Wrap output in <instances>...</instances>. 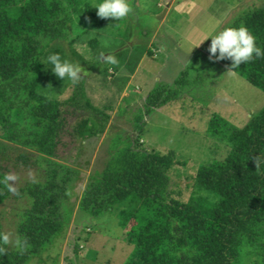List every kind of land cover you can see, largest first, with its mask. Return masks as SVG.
I'll use <instances>...</instances> for the list:
<instances>
[{
	"label": "trees",
	"instance_id": "1",
	"mask_svg": "<svg viewBox=\"0 0 264 264\" xmlns=\"http://www.w3.org/2000/svg\"><path fill=\"white\" fill-rule=\"evenodd\" d=\"M91 1L0 0V161L44 172L41 180L15 193L0 184V203L12 197L28 200L17 222L24 249L0 245V264H31L65 233L74 211L65 197L81 178L71 158L88 137L104 133L112 117L108 105L98 106L88 96L84 78L67 97L42 92L53 74L45 58L65 55L62 48H52L54 43L68 42L84 59L75 44L86 30L117 23L112 18L89 22ZM241 25L264 50V6L242 8L222 28ZM89 44L96 46L97 39ZM209 44L199 51L202 55L209 57ZM211 61L264 91V56L238 68L229 59ZM189 77L187 67L174 82L158 83L145 99V114L177 100ZM207 132L230 151L224 159L199 165L186 201L170 190L171 170L182 162L180 156L175 150H146L140 136L118 146L103 171L90 177L79 207L96 217L117 209L134 245L123 264H264V106L243 126L213 113ZM6 168L0 164V179Z\"/></svg>",
	"mask_w": 264,
	"mask_h": 264
},
{
	"label": "rangeland",
	"instance_id": "2",
	"mask_svg": "<svg viewBox=\"0 0 264 264\" xmlns=\"http://www.w3.org/2000/svg\"><path fill=\"white\" fill-rule=\"evenodd\" d=\"M170 1L128 0L133 8L129 17L115 25L89 28L78 39L75 47L84 59L74 55L66 41L52 45L53 49L64 50V59L81 64L87 72L83 78L88 96L98 106L108 105L112 115L106 133L88 137L71 158L81 170L75 189L65 197V205L74 209L73 214L80 208V196L92 174L102 172L112 152L135 132H140L146 150L177 152L182 162L171 170L170 190L174 197L188 200L195 189L194 175L199 165L224 159L230 151L225 141L207 132L213 113L243 126L264 106L263 90L199 52L211 40L207 38L210 30H220L242 8L264 6V0H176L163 19ZM93 2L87 11L89 22L99 18L97 9L91 7ZM153 36L157 39L150 46ZM93 38L97 44L91 47ZM150 48H155L158 57ZM102 52L113 54L117 63H105L100 59ZM168 55H172L171 61ZM187 67L190 80L181 87L179 98L145 114L149 92L160 82H174ZM73 87L53 73L44 80L42 92L64 98ZM0 164L7 167V174L17 176L16 188L44 177L37 167H18L4 159ZM27 204V198L13 197L0 203L3 231L10 241L19 237V213ZM76 215L50 250L31 264H123L131 257L134 245L126 238L117 209L97 217L79 209ZM8 247L16 248L11 243Z\"/></svg>",
	"mask_w": 264,
	"mask_h": 264
},
{
	"label": "clouds",
	"instance_id": "3",
	"mask_svg": "<svg viewBox=\"0 0 264 264\" xmlns=\"http://www.w3.org/2000/svg\"><path fill=\"white\" fill-rule=\"evenodd\" d=\"M91 7L97 9L96 15L99 18H112L114 21H122L133 12V8L128 0H94ZM209 37L211 38L207 48L209 59H229L232 62V68H238L242 63L245 64L254 57L259 58L264 56V50L256 44L253 34L243 25L239 27H224L220 30H210L207 34V38ZM100 59L108 64L117 63L116 58L111 53L105 54L102 52ZM45 63L51 65L50 70L57 78L71 84H77L87 73L80 63L62 59L58 53L47 55ZM16 181L17 176L13 173H8L0 179V184H3L8 192L15 193L17 190L15 187ZM10 243L22 251L26 241L20 237H16L10 241L8 234L0 232V245H9ZM2 250L0 248V251Z\"/></svg>",
	"mask_w": 264,
	"mask_h": 264
},
{
	"label": "crops",
	"instance_id": "4",
	"mask_svg": "<svg viewBox=\"0 0 264 264\" xmlns=\"http://www.w3.org/2000/svg\"><path fill=\"white\" fill-rule=\"evenodd\" d=\"M174 2H176V0H171L169 3H168V9L165 11V13L163 14V19H165L166 17H167V15L169 14V12H170V9H171V7L173 6V3ZM231 6V5H230ZM230 6H227L226 7V10H230ZM163 21V20H162ZM177 29V28H176ZM155 36L157 35V33H155L154 34ZM155 36H153L152 37V39H151V41L149 42V45L151 46V45H153V41H155L157 38H155ZM155 44V43H154ZM163 44V43H162ZM156 48V47H155ZM154 48V49H155ZM158 48V47H157ZM156 50H158V49H156ZM145 56V55H144ZM155 57H158V55L157 54H155L154 55ZM171 56L172 55H168L167 57H168V59L171 61ZM130 82V81H129ZM114 119V118H113ZM110 125L111 124H109L108 126H107V129H109L110 128ZM106 131V130H105ZM106 133V132H105ZM137 134V136H140V133H138V132H135V133H131V134H129V136H130V138H136V135ZM141 137V136H140ZM80 208H75V213L73 214V215H75V216H77L76 215V213L78 212V210H79Z\"/></svg>",
	"mask_w": 264,
	"mask_h": 264
},
{
	"label": "built area",
	"instance_id": "5",
	"mask_svg": "<svg viewBox=\"0 0 264 264\" xmlns=\"http://www.w3.org/2000/svg\"><path fill=\"white\" fill-rule=\"evenodd\" d=\"M141 140V139H140Z\"/></svg>",
	"mask_w": 264,
	"mask_h": 264
}]
</instances>
